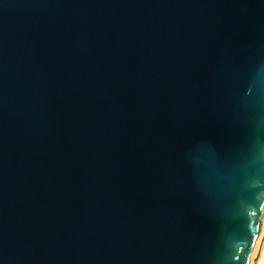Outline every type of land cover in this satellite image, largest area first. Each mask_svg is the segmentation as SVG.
Instances as JSON below:
<instances>
[{
	"label": "water",
	"instance_id": "water-1",
	"mask_svg": "<svg viewBox=\"0 0 264 264\" xmlns=\"http://www.w3.org/2000/svg\"><path fill=\"white\" fill-rule=\"evenodd\" d=\"M264 224V0H0V264H250Z\"/></svg>",
	"mask_w": 264,
	"mask_h": 264
},
{
	"label": "crops",
	"instance_id": "crops-1",
	"mask_svg": "<svg viewBox=\"0 0 264 264\" xmlns=\"http://www.w3.org/2000/svg\"><path fill=\"white\" fill-rule=\"evenodd\" d=\"M264 233V232H263ZM255 264H264V234Z\"/></svg>",
	"mask_w": 264,
	"mask_h": 264
},
{
	"label": "rangeland",
	"instance_id": "rangeland-1",
	"mask_svg": "<svg viewBox=\"0 0 264 264\" xmlns=\"http://www.w3.org/2000/svg\"><path fill=\"white\" fill-rule=\"evenodd\" d=\"M263 232H264V230H262ZM262 232V233H263ZM264 234V233H263ZM262 239H263V237L261 238V240H260V242H259V246L257 247V252L255 253V255H254V257H253V259H252V264H255V260H256V258H257V256H258V252H259V248H260V245H261V242H262Z\"/></svg>",
	"mask_w": 264,
	"mask_h": 264
},
{
	"label": "bare ground",
	"instance_id": "bare-ground-1",
	"mask_svg": "<svg viewBox=\"0 0 264 264\" xmlns=\"http://www.w3.org/2000/svg\"><path fill=\"white\" fill-rule=\"evenodd\" d=\"M262 230H264V224H263V226H262ZM262 230L260 231L261 234H260V237H259V241H258V243H257V247L259 246L258 244H259L261 238L263 237V233H262L263 231H262ZM256 252H257V248H256ZM256 252H255V253H256ZM254 255H255V254H254ZM252 259H253V258H252ZM250 264H252V261H251Z\"/></svg>",
	"mask_w": 264,
	"mask_h": 264
}]
</instances>
